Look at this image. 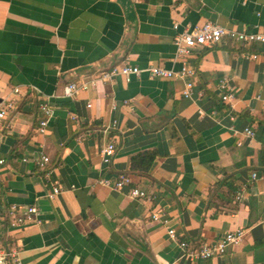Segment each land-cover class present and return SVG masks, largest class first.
<instances>
[{"label":"crops","instance_id":"1","mask_svg":"<svg viewBox=\"0 0 264 264\" xmlns=\"http://www.w3.org/2000/svg\"><path fill=\"white\" fill-rule=\"evenodd\" d=\"M206 22L264 32V0H0V100L22 91L0 131V244L22 264H264V44L226 38L196 50L190 99L183 80L147 73L63 97L68 84L125 63L179 71L176 33ZM222 78L236 91L234 110L221 101ZM44 102L54 112L43 136ZM114 136L105 165L101 149ZM147 150L158 153L148 175L133 173L132 157ZM42 155L46 171L35 162ZM124 174L148 199L99 184ZM54 184L62 192L50 198ZM13 205L36 206L41 224L10 227ZM157 208L192 245L240 229L243 243L190 260L152 221Z\"/></svg>","mask_w":264,"mask_h":264},{"label":"built area","instance_id":"2","mask_svg":"<svg viewBox=\"0 0 264 264\" xmlns=\"http://www.w3.org/2000/svg\"><path fill=\"white\" fill-rule=\"evenodd\" d=\"M175 31L178 30L179 24L175 22L173 24ZM226 38L231 39L238 47L249 48L252 44H264V32L254 30L245 32L237 29H229L212 22H206L201 25L190 26L182 32H177L174 37V46L176 48V59L181 64L179 71L168 70L159 66H149L146 69H141L137 66H132L125 63L121 66L112 67L109 70L100 72L87 80H80L72 82L64 88L63 97L67 99H75L81 92H86L90 88L95 87L100 82H111L118 77H123L127 81L131 77H140L142 73H147L151 78L157 79H181L185 82V90L183 96L185 98H192L195 87V79L197 76V70L190 65V58L193 56L196 50L202 47H212L221 43ZM245 58L256 59V55H249L245 53ZM219 89L221 91V101L225 103L231 110L235 109L237 102L236 91L231 87L228 78H222L219 83ZM22 97V91L20 88H14L10 96L0 100V131L2 129L3 122L7 119L8 115L13 112ZM117 109V104L113 105V110ZM41 113V119L39 127L37 129L40 135H46L50 126L51 119L53 117V107L49 102L41 103L39 106ZM200 115H205L202 110L199 111ZM77 119V117H74ZM117 121L112 123V126L105 128V133H109L111 130L116 129ZM245 137L253 139L255 137V131L252 128H246L244 131ZM117 137L114 136L107 144L101 149V159L103 164L109 165L112 159L116 155L117 151ZM24 162L27 159L23 160ZM40 169L46 171L50 158L42 155L40 159L35 160ZM5 164L4 159H0V166ZM48 176V174H47ZM257 175L254 174L253 178L256 179ZM131 178L129 175H120L115 179L103 178L99 181V184L112 189L114 191H123L125 188H129L128 194L133 199L146 200L148 194L146 191L131 187ZM61 188L57 184L53 185L52 193L49 197L54 198L61 194ZM6 217L9 221L10 227L13 229L20 228L28 224H41L40 212L36 206L22 207L13 205L6 210ZM2 212L0 210V226L2 222ZM151 219L154 222L162 224L166 230L169 239L172 242H176L184 257L190 260H203L207 261L214 257H219L227 254V252L234 247L240 246L243 243L245 237L244 230H237L230 232L222 236L219 240L212 243H201L199 245H192L185 239H180L177 230L171 226L170 219L166 216V212L163 208L155 209L151 214ZM0 264H22L19 251L14 248H5L0 244Z\"/></svg>","mask_w":264,"mask_h":264},{"label":"trees","instance_id":"3","mask_svg":"<svg viewBox=\"0 0 264 264\" xmlns=\"http://www.w3.org/2000/svg\"><path fill=\"white\" fill-rule=\"evenodd\" d=\"M157 156L156 150H147L134 155L131 159V171L140 175H148Z\"/></svg>","mask_w":264,"mask_h":264},{"label":"water","instance_id":"4","mask_svg":"<svg viewBox=\"0 0 264 264\" xmlns=\"http://www.w3.org/2000/svg\"><path fill=\"white\" fill-rule=\"evenodd\" d=\"M113 67H115V66H113ZM111 68H112V67H111ZM111 68H108V69H105V70H101V71L97 72V74L100 73V72H103V71L109 70V69H111Z\"/></svg>","mask_w":264,"mask_h":264}]
</instances>
